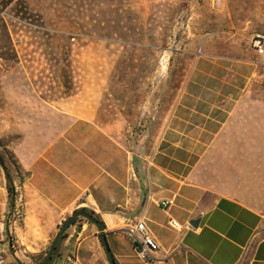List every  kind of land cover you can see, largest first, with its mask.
I'll return each instance as SVG.
<instances>
[{
	"label": "crops",
	"instance_id": "crops-1",
	"mask_svg": "<svg viewBox=\"0 0 264 264\" xmlns=\"http://www.w3.org/2000/svg\"><path fill=\"white\" fill-rule=\"evenodd\" d=\"M244 63L253 70L250 81L261 63ZM232 92L213 91L223 100L207 106L189 105L187 94L203 96L183 93L154 153L140 164L96 122L94 106L68 99L46 108L29 139L14 148L21 172L9 175L14 204L2 173L0 241L11 236L25 264H41L62 221L90 209L106 227L117 264H264V215L252 204L264 188V102ZM168 200L173 204L163 208ZM129 218L143 219L159 245L150 263L124 231ZM71 255L81 264H110L97 227L81 219L52 261L65 264Z\"/></svg>",
	"mask_w": 264,
	"mask_h": 264
},
{
	"label": "rangeland",
	"instance_id": "rangeland-1",
	"mask_svg": "<svg viewBox=\"0 0 264 264\" xmlns=\"http://www.w3.org/2000/svg\"><path fill=\"white\" fill-rule=\"evenodd\" d=\"M263 52L264 0H0L3 172L21 173L14 148L68 99L94 106L143 163L183 93L203 96L189 105L221 102L213 91L264 102ZM245 60L261 63L250 81ZM252 204L264 215V188Z\"/></svg>",
	"mask_w": 264,
	"mask_h": 264
},
{
	"label": "built area",
	"instance_id": "built-area-1",
	"mask_svg": "<svg viewBox=\"0 0 264 264\" xmlns=\"http://www.w3.org/2000/svg\"><path fill=\"white\" fill-rule=\"evenodd\" d=\"M3 169L0 166V181L2 179ZM173 201L168 200L161 203L163 208L170 207ZM170 224L173 228H180V224L171 220ZM124 231L133 244L138 257L145 263L152 262L153 254L159 250V245L151 236L146 223L141 218H129L124 222ZM13 260H9V257ZM0 264H25L20 258L18 246L13 241L11 236L5 237L0 241ZM65 264H81L80 258L76 256H69Z\"/></svg>",
	"mask_w": 264,
	"mask_h": 264
},
{
	"label": "water",
	"instance_id": "water-1",
	"mask_svg": "<svg viewBox=\"0 0 264 264\" xmlns=\"http://www.w3.org/2000/svg\"><path fill=\"white\" fill-rule=\"evenodd\" d=\"M0 166L2 167V169H5L4 162L2 161L1 157H0ZM80 217L87 219L90 223L94 224L97 227L99 232V238L104 246L109 263L117 264L115 257L112 253V250L109 246L107 235L105 233L106 227L104 223L85 211H75L73 215L70 217V219L65 223V225L61 227L59 233L57 234L56 238L54 239L52 245L50 246L46 254L43 264H50L52 262L53 255L57 249L60 238L69 230L71 226H73L76 223V220ZM191 224L194 227H198L199 221L198 220L192 221Z\"/></svg>",
	"mask_w": 264,
	"mask_h": 264
},
{
	"label": "trees",
	"instance_id": "trees-1",
	"mask_svg": "<svg viewBox=\"0 0 264 264\" xmlns=\"http://www.w3.org/2000/svg\"><path fill=\"white\" fill-rule=\"evenodd\" d=\"M3 161V160H2ZM7 177H8V181L10 182V185H8V191L12 197V201H13V204L15 203V190H14V186L11 184V179H10V176L9 174H7ZM79 211H85L87 213H89L90 215L94 216L95 218H98L96 216V214L93 212V211H89L88 209H80ZM66 236V233L60 238L59 242ZM58 242V244H59ZM58 247V246H57ZM45 260V259H44ZM44 260L42 261L41 264H43ZM52 264V262L50 263Z\"/></svg>",
	"mask_w": 264,
	"mask_h": 264
},
{
	"label": "flooded vegetation",
	"instance_id": "flooded-vegetation-1",
	"mask_svg": "<svg viewBox=\"0 0 264 264\" xmlns=\"http://www.w3.org/2000/svg\"><path fill=\"white\" fill-rule=\"evenodd\" d=\"M98 219V218H97ZM99 220V219H98Z\"/></svg>",
	"mask_w": 264,
	"mask_h": 264
}]
</instances>
